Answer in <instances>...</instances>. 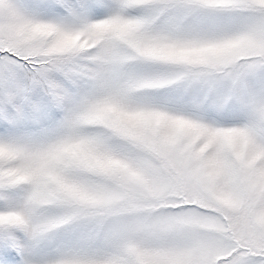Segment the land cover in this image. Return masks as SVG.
I'll list each match as a JSON object with an SVG mask.
<instances>
[{"label":"snow or ice","instance_id":"obj_1","mask_svg":"<svg viewBox=\"0 0 264 264\" xmlns=\"http://www.w3.org/2000/svg\"><path fill=\"white\" fill-rule=\"evenodd\" d=\"M0 264H264V0H0Z\"/></svg>","mask_w":264,"mask_h":264}]
</instances>
